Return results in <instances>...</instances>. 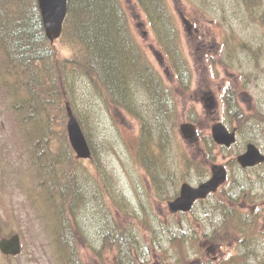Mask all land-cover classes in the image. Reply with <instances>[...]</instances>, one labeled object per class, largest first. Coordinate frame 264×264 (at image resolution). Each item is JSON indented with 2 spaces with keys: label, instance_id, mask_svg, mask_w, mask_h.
Segmentation results:
<instances>
[{
  "label": "rangeland",
  "instance_id": "rangeland-1",
  "mask_svg": "<svg viewBox=\"0 0 264 264\" xmlns=\"http://www.w3.org/2000/svg\"><path fill=\"white\" fill-rule=\"evenodd\" d=\"M167 1L182 38L184 56L187 64L190 63L189 73L193 74L191 90L179 100V124L195 122L203 138L211 135L212 126L219 121L230 129H238L235 145L215 146L207 158L206 153L210 154L207 142L191 143L181 136L177 127V140L172 144L170 156L185 176L168 185L171 198L182 182L205 181L214 164H227L229 180L208 200L198 202L192 211L172 213L168 206L171 198L165 200L164 195L155 191L152 180L136 160L138 121L114 105H98L96 112L89 113L88 100L80 98L76 104L79 115H75L85 134L89 132L96 143L99 158L76 162L77 185L84 187L85 193L81 198L78 193L75 206L69 204L70 197H60L54 201L55 205L50 200L53 205L50 207L46 197L51 195L47 188H51L47 184L54 182L49 176L37 175L28 132L21 122L12 118V109L22 105L13 106L15 93H10L7 86L12 80L24 82L25 76L17 79L12 74L7 77L2 74L0 49V239L18 232L23 244L17 257L6 256L0 250V264H69L65 255L71 252L80 257L81 264H120L114 249H107L101 260L89 244H97L105 223L104 214L109 211L119 224L129 223L135 229L139 245H143L134 254L137 264H264V181L260 177L264 175V165L243 170L237 164L238 155L251 142L264 151V25L258 18L264 3L254 2L253 7H248L243 0ZM124 2L152 66L164 80L175 81L172 61L145 14L135 0ZM190 24L194 29H204L206 36L189 35ZM55 49L60 58L71 57L73 53L62 38L55 41ZM229 86L235 90L238 107L245 116L253 117L243 127L230 118L224 105L223 97ZM207 91H212L217 99V106L211 110L202 100ZM52 106L56 115L62 114L59 102H52ZM65 119L57 129L61 136ZM56 141L50 138L48 150L55 154L56 161H62L64 145H56ZM181 153L200 165L194 164L190 169L182 162ZM97 163L103 169L101 177ZM95 177L108 185L110 208L97 198ZM61 214L68 243L62 239L65 235ZM163 224L171 225L169 234L161 230ZM158 238H162L161 243H156ZM128 263L126 258L125 264Z\"/></svg>",
  "mask_w": 264,
  "mask_h": 264
},
{
  "label": "trees",
  "instance_id": "trees-1",
  "mask_svg": "<svg viewBox=\"0 0 264 264\" xmlns=\"http://www.w3.org/2000/svg\"><path fill=\"white\" fill-rule=\"evenodd\" d=\"M135 1L169 55L177 72V85L168 84L152 66L145 47L133 29L124 0H69L68 14L60 37L73 50L72 56L67 58L59 57L55 43L45 33L38 0H0L2 74L6 77L12 74L17 79L21 75L25 76L24 82L12 80L7 86L10 93H15L13 96L16 102L13 106L22 105L18 109L12 107V118L21 122L28 132V137H25L30 141L28 144L35 155L37 175L42 178L49 176L54 182L55 186L47 184L51 189L54 187V190L47 188L51 195L46 197V200L53 203L60 197H70L69 204L74 207L78 193L80 198L85 193L84 187L77 185L74 170L76 162L80 164L81 161L75 160L72 148L65 146L71 145L67 125L63 129V136L57 132L58 127L62 126L61 121L67 118L64 107L66 102L79 115L76 104L80 98L88 100L86 108L89 113L96 112L98 105H114L138 121L140 129L135 144L136 160L145 175L152 180L155 191L164 195L165 200H169L172 195L168 185L175 184L185 176L171 159V148L177 140L176 130L179 126V97L190 88L189 67L182 50V38L167 0ZM254 2L260 4L264 0H243L248 7H253ZM261 12L258 18L264 25V4ZM226 90L224 105L230 118L243 127L253 117L245 116L238 107L233 86ZM52 102H59L60 109L62 106L61 115L58 112L56 115L51 109ZM88 112L85 111L87 116ZM22 134L26 135L24 132ZM86 135L92 149V158H99L96 143L89 132ZM50 138L57 139L56 145H64L61 148L65 153L62 161H56L55 154L49 153L47 145H50ZM204 139L208 142L211 157L216 144L211 137L209 140L207 137ZM180 157L189 168L194 164L195 167L200 165L183 153ZM61 162L63 165L59 166ZM96 169L101 177L103 169L98 163ZM260 177L264 181V175ZM95 179L99 191L97 198L103 206L110 208L107 203L110 193L108 185L101 182L102 178ZM108 180H111L109 175ZM110 212L104 214L105 223L101 227L97 244L89 243L93 253L102 260L107 249H114L120 264H125L126 258L129 259L128 264H137L134 254L142 250L143 245H139L135 229L129 223L119 224L117 217ZM61 224L63 231V216ZM171 228L170 224L161 226L166 234L170 233ZM64 235L62 239L68 243V235ZM172 239L170 236V241ZM161 240L158 238L156 243H161ZM73 254L65 255L67 262L81 264L80 257Z\"/></svg>",
  "mask_w": 264,
  "mask_h": 264
},
{
  "label": "water",
  "instance_id": "water-1",
  "mask_svg": "<svg viewBox=\"0 0 264 264\" xmlns=\"http://www.w3.org/2000/svg\"><path fill=\"white\" fill-rule=\"evenodd\" d=\"M41 15L43 18L46 34L48 38L54 42L63 32L64 20L68 13V0H38ZM207 106L210 109L216 107L214 95L206 98ZM68 110V135L70 142L77 152L78 157L87 158L91 156V149L85 133L73 113L69 104ZM181 132L185 138L192 141L199 139L197 128L193 123H182ZM214 140L218 144L230 147L237 140L235 130H230L223 122H217L212 127ZM238 161L243 167L254 166L264 162V153L254 143H249L245 152L238 156ZM213 175L207 181L201 183L198 187H194L188 183H184L181 187L180 195L170 202L172 211H188L192 208L194 202L198 198H205L210 192L215 191L218 186L227 178V169L224 165H216L213 168ZM0 247L3 252L18 254L21 251V241L19 234H15L10 239H2Z\"/></svg>",
  "mask_w": 264,
  "mask_h": 264
},
{
  "label": "flooded vegetation",
  "instance_id": "flooded-vegetation-1",
  "mask_svg": "<svg viewBox=\"0 0 264 264\" xmlns=\"http://www.w3.org/2000/svg\"><path fill=\"white\" fill-rule=\"evenodd\" d=\"M193 25H194V23H193ZM193 25L191 26V24H190L192 30L189 28V31H188L189 35H192L194 38L195 37H199V36H202V37H205L206 36L204 29L203 30L201 28H195L194 29V26ZM255 167H249V168H255Z\"/></svg>",
  "mask_w": 264,
  "mask_h": 264
}]
</instances>
